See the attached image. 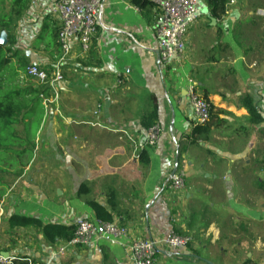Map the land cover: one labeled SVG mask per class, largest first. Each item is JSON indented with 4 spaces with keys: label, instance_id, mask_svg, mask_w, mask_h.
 <instances>
[{
    "label": "crops",
    "instance_id": "1",
    "mask_svg": "<svg viewBox=\"0 0 264 264\" xmlns=\"http://www.w3.org/2000/svg\"><path fill=\"white\" fill-rule=\"evenodd\" d=\"M100 2L93 46L81 55L77 45L63 61L64 79L44 98L32 154L19 176L10 175L15 182L7 183L0 216L9 227L12 215L66 225L95 221L96 201L129 229L128 239L99 238L60 253L65 240L48 243L38 226H15L2 229L10 240L0 251L44 264H132L131 239L161 240L174 231L188 244L161 242L156 264H264V0H230L216 24L202 11L184 56L168 64L160 62L153 4ZM55 3L31 0L19 21L18 47L44 68L62 55L59 48L44 51L38 40L44 27L46 35L59 28ZM191 81L218 120L197 143L186 138L195 124ZM155 107L163 131L145 146L142 118ZM21 123V133L16 129L24 136ZM175 167L187 176L177 192L167 187ZM24 229L41 240L39 248L16 236Z\"/></svg>",
    "mask_w": 264,
    "mask_h": 264
},
{
    "label": "built area",
    "instance_id": "2",
    "mask_svg": "<svg viewBox=\"0 0 264 264\" xmlns=\"http://www.w3.org/2000/svg\"><path fill=\"white\" fill-rule=\"evenodd\" d=\"M157 7L155 33L158 41L160 62L168 64L181 59L187 46L189 28L202 16L201 0H149ZM237 0H231L235 3ZM102 8L100 0H56L54 11L59 17L58 41L62 56L51 67H42L30 63L26 67L29 77L55 92L57 84L64 79L62 63L75 46H79L80 54H88L92 48L99 27V15ZM121 82V80L119 81ZM193 116L196 122L206 123L210 118L209 101L197 91L196 83L191 81L187 90ZM99 107V106H98ZM97 112V111H96ZM163 128L158 122L147 129L146 145H154ZM186 185L184 170L177 169L171 174L168 188L181 191ZM76 232L72 239L65 241L60 249L63 253L67 248L91 246L99 238L105 241H122L128 239L129 229L119 222H101L81 217L75 220ZM166 242L175 247L185 246L189 238L171 231L161 240L135 238L129 241L132 264H156L158 244ZM26 264H44L42 261L24 257ZM0 264H18L17 255L0 251Z\"/></svg>",
    "mask_w": 264,
    "mask_h": 264
},
{
    "label": "trees",
    "instance_id": "3",
    "mask_svg": "<svg viewBox=\"0 0 264 264\" xmlns=\"http://www.w3.org/2000/svg\"><path fill=\"white\" fill-rule=\"evenodd\" d=\"M6 0H0L4 4ZM8 1V0H7ZM10 9L8 12L0 11V34L5 32L7 41L5 44L0 43V200L5 195L6 186L9 181L7 176H19L26 162L22 161L26 155H31L35 144L32 145V135L36 133L44 115V98L49 96L50 87L39 84H23L22 75L26 73V67L30 64L26 54H20L18 45V35L15 33L19 21L28 10L31 0H9ZM208 5L212 18L221 20L226 14L230 0H205ZM132 4L142 9L148 5H156L149 0H131ZM157 8V7H156ZM157 10V9H156ZM158 10L156 11L155 23ZM59 28L54 29L50 35H46L47 28L44 27L38 40L44 41L45 48H59L58 41ZM38 44V43H37ZM93 46V45H92ZM62 56V55H61ZM60 54L56 59H59ZM14 59H17L14 61ZM50 88V89H49ZM207 99V98H206ZM209 101V99H207ZM211 110L210 118L206 123L195 121L192 131L186 135L190 143H197L205 134L209 133L214 125L218 124L217 112L215 106L209 101ZM245 104L248 108L253 121H259L260 117L257 108L250 98H246ZM37 114V116L35 115ZM21 118V120H20ZM24 123V136H21L15 125L18 122ZM158 121V112L155 107L148 116L142 118L143 126L151 127ZM145 144V142H144ZM145 146H150L146 145ZM140 157L146 160V152L143 149ZM168 187V184H167ZM111 202V198H110ZM91 207L95 210L97 219L101 222H113L111 212L106 207L96 201L90 202ZM10 224L13 226H38L41 230L44 240L48 243H54L57 240H70L76 232L75 223H43L41 220L31 217L12 215ZM188 244V243H187ZM27 256H17L18 264H26L21 261Z\"/></svg>",
    "mask_w": 264,
    "mask_h": 264
},
{
    "label": "rangeland",
    "instance_id": "4",
    "mask_svg": "<svg viewBox=\"0 0 264 264\" xmlns=\"http://www.w3.org/2000/svg\"><path fill=\"white\" fill-rule=\"evenodd\" d=\"M10 9V1L8 0H6V1H4V4H2V3H0V11H4V12H8V10ZM15 33H17V35H18V38H20L21 37V35H20V24L18 23V25H17V27L15 28ZM2 34V33H1ZM1 34H0V36H1ZM17 47H18V45H16ZM19 48V50H20V54H26V51H25V48L23 49L22 48V46H19L18 47ZM17 59H14V61H16ZM30 62V61H29ZM22 79V83L23 84H37V81L36 80H34L33 78H31V77H29L27 74H25V75H22V77H21ZM201 94V93H200ZM36 116H37V114H35ZM20 120H21V118H20ZM15 127L16 128H18L19 129V132L21 133V128H22V123L19 121L16 125H15ZM32 171H30V172H28V174H27V176L31 173ZM185 172V171H184ZM0 176H3V175H0ZM186 173H185V180H186ZM6 179L8 180V181H13V183L15 182L14 181V178L13 177H11V176H7L6 175ZM169 182V181H168ZM0 211H1V209H0ZM5 220H6V214L5 213H3L1 216H0V249H3L4 247V245L7 243L6 241H9L10 239H9V237L8 236H6V235H4V233H2V229L3 228H5V229H9V230H11L12 229V224H10V227H9V224H8V226L7 225H5L6 224V222H5ZM13 227H15V226H13ZM25 227H29V226H25ZM7 232V231H6ZM24 232H26V229H24ZM11 233L12 234H14L15 235V232L14 231H11ZM34 233H32V232H30V231H28V232H26V233H22V232H19L16 236H19V237H21L23 240H24V242H26L27 241V243H28V238L27 237H31V241H33V243H34V245L37 247V248H39L40 247V244L42 243L41 242V240L38 238H36V237H34V235H33ZM10 235V234H9ZM23 242V243H24Z\"/></svg>",
    "mask_w": 264,
    "mask_h": 264
},
{
    "label": "water",
    "instance_id": "5",
    "mask_svg": "<svg viewBox=\"0 0 264 264\" xmlns=\"http://www.w3.org/2000/svg\"><path fill=\"white\" fill-rule=\"evenodd\" d=\"M203 12L206 13L208 16H210L209 15V10L207 8H205L203 10ZM210 18H211L212 24H216V19L215 18H212V17H210ZM6 41H7V35H6L5 32H2V34L0 36V43L1 44H5ZM176 169H177V167H175V169H174V171L172 173H174L176 171Z\"/></svg>",
    "mask_w": 264,
    "mask_h": 264
}]
</instances>
